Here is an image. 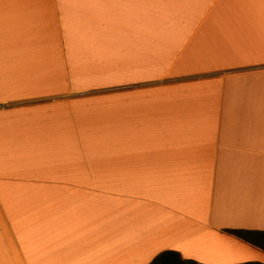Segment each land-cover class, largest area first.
<instances>
[{
  "label": "crops",
  "instance_id": "crops-1",
  "mask_svg": "<svg viewBox=\"0 0 264 264\" xmlns=\"http://www.w3.org/2000/svg\"><path fill=\"white\" fill-rule=\"evenodd\" d=\"M264 0H0V264H264Z\"/></svg>",
  "mask_w": 264,
  "mask_h": 264
},
{
  "label": "trees",
  "instance_id": "trees-1",
  "mask_svg": "<svg viewBox=\"0 0 264 264\" xmlns=\"http://www.w3.org/2000/svg\"><path fill=\"white\" fill-rule=\"evenodd\" d=\"M231 234L264 249V233L243 230H232ZM151 264H200L194 260L184 259L178 252L164 251L158 255ZM242 264H262V263H242Z\"/></svg>",
  "mask_w": 264,
  "mask_h": 264
}]
</instances>
